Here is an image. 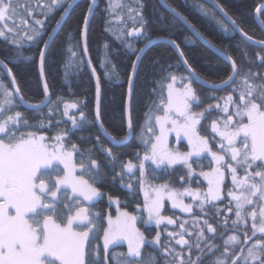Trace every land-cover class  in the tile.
Here are the masks:
<instances>
[{
	"label": "snow or ice",
	"instance_id": "snow-or-ice-1",
	"mask_svg": "<svg viewBox=\"0 0 264 264\" xmlns=\"http://www.w3.org/2000/svg\"><path fill=\"white\" fill-rule=\"evenodd\" d=\"M65 0H52L51 5L46 6L48 12H52L54 8H59ZM214 5L213 8H206L203 4L195 3L194 6L203 16L214 23L218 30H222L225 34L242 31L236 19H233L225 6L220 4L218 0H210ZM139 9L136 10L140 16V28L135 29L140 36L147 41L144 47L138 50L133 47L131 42H127L126 46L130 54L136 55V61L133 62V71L137 67V61L142 59V53L151 43L150 35L147 32V21L144 20L142 9L144 4L142 0H137ZM71 2L69 0V7ZM119 6L116 3L109 5L110 9ZM166 7L172 14L169 25L174 28L177 23H183L195 37L206 40V35L199 30L186 16H184L176 7L168 4L165 0ZM25 11H30V5H24ZM68 8H64V12H68ZM91 12V7L89 8ZM264 11V8L261 9ZM48 13H45L47 15ZM222 14V15H220ZM19 13V0H0V21L7 26L9 18H15ZM63 19V17H61ZM230 21L229 23H226ZM88 17L84 18L85 28L88 26ZM43 24V21H37ZM57 25L60 20H56ZM264 24V20L260 21ZM12 30V26H9ZM107 30V29H106ZM55 31V29H53ZM132 33H129L131 35ZM243 34V33H242ZM36 36L41 32H35ZM0 36H5V32L0 28ZM33 39V37H28ZM163 39V37H162ZM186 41L190 38L186 37ZM249 41L251 36H247ZM120 41V38L117 37ZM18 43V41H13ZM125 43L124 41H120ZM195 43V40H192ZM168 43L175 46V50L179 51L180 57H184L185 53L180 51V45L174 39H171V33L168 37ZM211 47L227 60H232L231 74L221 84L207 79H201L200 75L193 69L187 59L184 60L188 65L187 71L189 76L179 77L181 80L187 79L189 83H185L182 89H176L173 84L178 79L175 73H169L173 83H169L167 102L164 101L163 95L160 96V105L163 106V115H156V124L160 128V134L155 136V143H151L150 150L147 145L151 142L141 133L138 137L140 142L145 145L143 158L139 159V169L141 175V190L145 196V210L148 213L146 224L155 223L157 228L165 221L173 224L175 221L169 217L161 215L164 207L163 201L165 196L171 202L173 208H179L182 212L191 213L192 204L183 202V196H190L193 201H199V209L205 213L207 217L210 209L206 205H212L216 209V216L221 215V211L213 204V201L221 199V185L225 180V172L222 167L225 165L226 156H230L231 162L227 164V169L231 173L233 188L229 189L228 195L231 197L229 201V211L235 209L236 219L232 221L233 227H237L241 222L246 220V205H253L250 216L253 220L252 236L247 234L243 243H247L256 232L259 231L261 236L256 242L248 247L246 254L236 255L235 248L241 244L238 236L232 235L223 240V251L220 252V245L215 243L218 235V229L204 219V225L207 226V232L212 236H205L203 228L195 233V248L200 253L207 254L209 259L207 264H264V80L257 82L254 74H245L241 79L242 87L239 89V102L236 103L233 95L237 89L226 97H221L224 101L223 107L218 102L215 105H208L205 111H193V106L199 107L202 103L197 90L192 86L193 81L200 82L202 85L210 89H224L230 84L235 83L240 75L238 66L233 56L228 54L227 47L223 50L216 48L210 41H207ZM257 44L264 46V41H256ZM47 47V41H44ZM108 45H105L107 48ZM239 49V45L236 46ZM69 51H72L69 49ZM87 51V49H86ZM22 53L17 52V56L22 57ZM72 55L77 53L72 51ZM247 56V53H243ZM41 76H44L43 61L46 56L45 50H41ZM30 59V57H23ZM258 59L264 63V55L258 54ZM0 66L7 67V64L0 60ZM172 68V65L168 66ZM167 71V69H165ZM9 70V75H11ZM133 79L129 77V85L131 86ZM13 86L17 85V80L13 77ZM49 86L44 85L45 99L48 98ZM100 84L97 83V113L96 123L99 130L105 135L110 133L102 123V116L99 108ZM0 264H109V248L119 241H126L128 246L127 254L121 252L111 257L114 264H159L158 259L152 253L142 252L145 245H155L162 247L165 257L174 256L179 259V264H205L204 257L198 255L195 260L189 257L188 261L182 256L175 254L174 250L168 245H161L160 232L157 231L156 236L152 240H147L144 233L136 227V216L129 215L128 212H121L119 216L113 220L108 218V228L104 230L103 245L104 259L101 260L98 248L92 247L93 241L96 239V232L99 231L96 220L98 215L93 217L89 207L83 205V201L92 202L96 197L101 196V192L97 187L93 186L88 180L84 179L85 173L89 175H100L101 165L97 158L93 155L92 148H85L81 151L75 143L72 144L71 150L65 145V135L73 130H83L85 126L92 123L85 116L83 110H80L81 119L78 121L75 116H70L68 109H76L79 101L74 103H65L64 115L67 116L73 125V129H60L53 138L54 143H47L44 136H38L36 131L25 129H35L36 124L30 122L29 118L16 110L20 104L27 105L34 111H40V104L29 105L23 90L20 87L12 92L2 82L0 75ZM19 96V103L16 97ZM212 99V97H208ZM156 102L153 101L155 106ZM228 105H233L230 111ZM7 106V107H6ZM216 108L223 112L226 118L217 117L211 123V131L219 136L217 147L219 151H213L210 146L209 139L202 136L199 132L198 125H201L203 119H207L206 113L210 114V110ZM158 110V108L156 109ZM151 111V109H150ZM14 113V114H9ZM50 118L41 117L39 119V127H44ZM148 130L153 132L150 123L151 115H148ZM59 124V121L57 122ZM170 124L171 128L165 125ZM129 131L134 134L133 124L129 120ZM175 132L179 138L181 135L188 141L190 151L179 152L172 151L167 147V134ZM154 134V132H153ZM90 137L81 136V140ZM112 144H124L128 142V136L117 140L115 136H111ZM97 144H101V150L107 151L108 157L112 158V162H117L116 154L111 150L103 149L102 143L97 139ZM73 152H77L80 159L78 161L79 173L77 172V163L74 162ZM202 153H207L211 157L210 171L199 172V175L207 181V192L201 194L200 190L193 191L186 187L183 192L169 187L167 183L153 186L154 196H150L149 192L144 188V177L146 173L145 161H151L156 168L162 165L172 167L174 165H183L188 170L189 182L195 174L189 158L192 156L200 157ZM90 161L91 167H88ZM257 162H260L257 164ZM62 166V171H61ZM129 173H132L136 167L132 162L124 165ZM95 169V172H93ZM238 169L244 170V175H238ZM252 169L253 171H248ZM123 180V173H119ZM115 179V177L113 178ZM183 180L184 177H181ZM132 188V185H128ZM70 190V193H69ZM82 198V199H81ZM253 198H256L255 200ZM111 200L112 197L109 196ZM235 202L233 205L232 202ZM62 206V207H61ZM258 209V211H257ZM257 216L259 223L257 225ZM199 218H197L196 226L199 227ZM184 223H187L185 221ZM228 218L224 219L223 227L227 230ZM181 233L169 232L170 237L175 238L177 244L182 247L187 246L189 252L193 245L184 238V224H181ZM95 230V231H94ZM189 235H193L189 232ZM222 238L224 233H219ZM203 242V247H202ZM244 253V249H240ZM220 253L217 256V253ZM165 264H174L173 260H165Z\"/></svg>",
	"mask_w": 264,
	"mask_h": 264
},
{
	"label": "trees",
	"instance_id": "trees-1",
	"mask_svg": "<svg viewBox=\"0 0 264 264\" xmlns=\"http://www.w3.org/2000/svg\"><path fill=\"white\" fill-rule=\"evenodd\" d=\"M124 1L130 2L129 4L132 3V0ZM135 1L137 2V0ZM263 1L218 0L220 4L225 6L229 15L238 21L242 32L257 41H264V31L257 25L254 13ZM51 2L52 0H19L20 15H17L15 18H9L7 26L0 21V28L5 32V36H0V60H3L11 70L13 77L17 80V86L22 88L27 102L34 104L40 103L44 99V91L38 72L40 52L44 41L47 40L56 25L55 21L60 19L63 9L66 8L69 0H65L61 7L54 8L52 12H48L46 6L51 5ZM142 2L145 5L142 9V15L144 20L147 21V32L151 39L162 37L168 39L171 33V39H174L181 46L180 51L185 53L184 59L189 61V64L197 71L201 79L215 81L217 84L227 79L228 75L231 74V67L222 58L196 40L182 23H177L172 28L168 23L171 21L172 15L163 9L158 0H142ZM166 2L176 7L194 25H197L199 30L206 35V40L210 41L216 48L223 50L224 47H227L228 54L234 57L240 72L236 82L221 91L208 89L193 81L192 86L197 90L202 101L199 107L193 106L194 111H205L209 104L213 105L221 96L226 97L233 92L234 88L237 89V92L233 95V98L238 103L239 89L242 87L241 79L245 74H254L257 82L264 80V63L257 58L258 54L264 55V48L246 43L236 32L225 34L222 30H218L214 23L210 22L209 19L197 10L194 6V0H166ZM195 3L203 4L206 8H213L201 0H195ZM25 4L30 5V11L24 10ZM89 5L88 0H81L73 7L47 50L44 59V75L51 96L49 104L39 112L26 110L21 105L16 110L21 111L23 115L29 118L31 123L37 125V128L25 129V131H36L37 135L44 136L47 139L55 137L60 129H73L71 121L66 119L64 115L63 108L65 103L70 104L79 101L75 113L80 116V110H83L85 116L92 121L82 131L73 130L71 133L65 135L69 146L75 143L81 151L85 148H92L93 155L97 158L102 169L101 174L98 176L87 173L84 175V179L97 187L102 194L94 203L84 204L83 202L84 206L90 208L93 217L97 215L99 217L96 220L99 231L96 232V239L93 241L92 247L94 249L98 248L101 260L103 261L104 230L106 229L108 218L114 216L116 213L114 207L110 204L109 196H111V200H117L120 203V208L138 218L137 227L144 233L147 240H152L159 230L161 245H168V247L174 250L175 254L182 256L185 262L188 261L189 257L195 260L198 255H201L204 257L205 264H207L210 258L207 254V249L205 253H200L194 246L196 242L195 233L201 227L205 236L213 235L207 232V226L204 225L205 218L218 229L215 243L220 245V252L223 251V240L229 236L236 235L240 238L241 244L235 248V254H246L247 248L251 247L261 234L253 236L245 244L243 243L245 230L249 236H252V221L246 218L244 226L239 224L237 227H233L232 221L236 219V216L234 207L232 211L228 210L229 201L231 200L228 191L232 185L227 170H225L226 175L222 198L212 202L221 211L219 217L216 216V209L212 208V205H206L210 209L206 217L205 213L201 212L199 207H194V205L191 213H182L172 208L166 202L161 215L173 219L175 221L173 224L164 223L157 228V226L146 225L144 223L143 214L138 211V208L144 203V197L141 190V175L137 153H139V158L142 159L146 148L138 137L143 133L146 139H150L151 142L147 145V149L150 150L151 143L154 142L157 135L155 116L163 115L160 96L162 94L164 101H167V85L172 82L169 73H175L178 78L189 75L184 70L174 50L168 44H154L142 57L134 78L130 101V119L133 124L134 134L127 144L121 146L113 145L100 133L95 123L96 87L86 66L82 51V30ZM110 11L109 0H99L88 25L86 44L90 61L99 78L102 123L108 129L111 136H115L117 140H121L127 136L125 117L126 94L128 80L136 57L135 54L129 53L126 44L127 42H131L133 47L138 50L147 41L140 35L129 37L126 34L120 39V41H124L125 43L118 41L115 33L112 34L110 32V29L113 27L110 22ZM45 13L48 14L45 15ZM260 19L261 21L264 20V11L260 13ZM37 21H43L44 23L40 24ZM9 26H12V30H9ZM116 27L119 28L120 26L117 24ZM134 28H140L141 32L144 31L141 28V21ZM35 32H41V35L36 36ZM28 37H33V39H29ZM186 37L190 39L186 41ZM14 40L18 41V43H14ZM192 40H195V43ZM105 45H108V47L105 48ZM237 45H239V49H237ZM69 49L75 51L77 55L73 56L72 51H69ZM17 52L22 53V57L17 56ZM245 52L247 56L243 55ZM23 57H30V59H24ZM169 65L173 67L169 68ZM0 75H2L4 85L12 91L7 77L1 69ZM186 83H189L187 79ZM208 97H212V99H208ZM153 101L156 102L155 106L153 105ZM157 108L158 110H156ZM231 108L229 109L230 111H232ZM70 114H73L72 111L69 112ZM148 115H151L150 123L154 134H151L148 130ZM206 115L207 119H203L201 125H198L199 132L202 136L209 139L213 151H219L217 147L219 137L212 133L211 123L217 117L223 118L225 116L215 108L211 109L210 114L206 113ZM41 117L50 118L44 127H39V119ZM76 119L79 121L81 118L76 117ZM58 121L59 124H57ZM81 136L85 138L90 137V142L87 139L81 140ZM98 138L102 143L103 149L111 150L116 154L118 163L112 162V158L108 157L107 151L101 150V144H97ZM179 149L182 151L186 150L185 143L181 142ZM73 157L74 162L77 163L79 173L78 161L80 157L77 152L73 153ZM210 161L211 157L205 154L190 162L195 173L191 177L190 182L188 170L183 165L164 166L158 169L152 164L147 163L145 178L150 186H159L160 184L167 183L169 187L177 191H184L186 187H189L192 190L199 189L204 192L207 188V182L199 175V172L201 170L210 171L211 167L214 166L210 165ZM129 162L136 165L133 173H129L124 167ZM229 162L230 159L226 156V163ZM88 167H91L90 161L88 162ZM93 172H95V169H93ZM119 173H123V180L118 175ZM114 177L115 179H113ZM181 177H184V179L182 180ZM129 184L132 185L131 189L128 186ZM185 201L190 204L192 203L190 199ZM249 210L248 212L250 213L252 208H249ZM197 218H199V227L196 226ZM225 218H228L227 230L222 226ZM185 221L187 223H184ZM181 224H184L185 230L182 233L184 238L193 245L191 252H189L187 246L182 247L176 243L179 236L173 238L168 235L169 232L181 233ZM189 232H192L193 235L190 236ZM219 233H224L222 238ZM241 248L245 250L244 253H241ZM121 252L127 254V248L125 246H118L110 249L109 264H114L111 257ZM142 252L154 254L159 264H165L166 259L173 260L174 264H179V259H176L174 256L165 257L162 247L145 245ZM219 255L220 253L218 252L217 256ZM230 260L231 253L229 264Z\"/></svg>",
	"mask_w": 264,
	"mask_h": 264
},
{
	"label": "rangeland",
	"instance_id": "rangeland-1",
	"mask_svg": "<svg viewBox=\"0 0 264 264\" xmlns=\"http://www.w3.org/2000/svg\"><path fill=\"white\" fill-rule=\"evenodd\" d=\"M110 2L111 3H116V4H118L119 6H117V7H115V8H113V9H111V11H110V14H111V20H110V22L112 23V25H113V27L110 29V32L112 33V34H114L115 33V35H116V38L117 37H119L120 39H122L124 36H125V34L126 35H128L129 37H135V36H138V35H140L139 33H137L136 31H135V25L137 24V23H139L140 22V19H139V15H137V12H136V10H138L139 9V4L135 1V0H132L131 2V4H129L130 2H125L124 0H109V5H110ZM123 20V21H122ZM2 23H4L3 21H1ZM121 22H123L122 24H120ZM119 25L120 27L119 28H117L116 27V25ZM124 31H125V33H124ZM129 33H132L131 35H129ZM40 57V56H39ZM171 83H173V81L171 82ZM186 83V79L185 80H181V79H177L176 81H175V83L173 84V87L174 88H176V89H182L183 88V85ZM167 96H168V87H167ZM221 97H225V96H221ZM220 97V98H221ZM0 99H2V93H1V95H0ZM234 99V98H233ZM167 102V101H166ZM218 102V101H217ZM217 102H215L213 105H215ZM219 103L221 104V106L223 107V104H224V101L222 100V99H219ZM7 107V106H6ZM228 107H229V109H230V107H232L231 109L233 110V105H228ZM214 109V108H213ZM216 109V108H215ZM74 110V111H73ZM75 110H77V109H68L67 111H68V113L70 112V111H72V113L73 114H70V116H75V118L76 117H78V118H81L79 115H77L76 113H75ZM192 110H193V108H192ZM63 111L65 112V107L63 108ZM194 111V110H193ZM218 111H220L219 109H218ZM220 113L222 114V115H224L225 116V114L223 113V112H221L220 111ZM66 117V119H68V120H70L67 116H65ZM223 118H226V116L225 117H223ZM71 121V120H70ZM71 123H72V121H71ZM73 126V125H72ZM155 127H156V129H157V135H159L160 134V128H159V126L156 124V120H155ZM165 127L166 128H171V125L170 124H166L165 125ZM151 134H153V132H150ZM39 136V135H38ZM219 137V136H218ZM54 138V137H53ZM53 138H50V139H47L46 140V142L47 143H49V144H51V143H54V140H53ZM173 139V140H172ZM220 139V138H219ZM173 141V142H172ZM181 142H183V143H185V145H186V147H187V149L186 150H184V151H182V150H180L179 149V144L181 143ZM153 143H155V140H154V142ZM65 145H66V148L68 149V150H71V146H69L68 145V143H67V141H66V139H65ZM167 147L170 149V150H172V151H179V152H188V151H190V148H189V145H188V141L183 137V135H181L179 138L176 136V133L175 132H169L168 134H167ZM74 153V152H73ZM205 154H207V153H202L201 154V156L200 157H202L203 155H205ZM199 157V158H200ZM142 158H143V156H142ZM198 157H196V156H192V157H190L189 158V163L192 161V160H194V159H197ZM228 158L230 159V156H228ZM230 162H231V160H230ZM147 163H150V164H152L151 163V161H145V165L147 164ZM260 162H257V164H259ZM227 164L228 163H226V158H225V165H224V167H222V171H224L225 172V170H227L228 171V169H227ZM153 165V164H152ZM182 165V164H181ZM155 168H156V166L155 165H153ZM164 166H167V165H162L161 167H164ZM175 166V165H174ZM160 167V168H161ZM127 170V169H126ZM135 170V167L133 168V171ZM133 171H132V173H133ZM248 171H253L252 169H248ZM77 172H78V169H77ZM228 173H229V178L231 179V173L228 171ZM225 175H226V172H225ZM238 175H240V176H243L244 175V170L243 169H238ZM202 177V176H201ZM203 178V177H202ZM204 179V178H203ZM144 181H145V183H144V188L149 192V195L150 196H154L155 195V193L152 191V188H153V186H150L148 183H147V181H146V178L144 177ZM207 182V181H206ZM224 182H225V180H224ZM223 185H224V183L221 185V198H222V191H223ZM231 185H232V187L231 188H233V184H232V179H231ZM207 188H208V184H207ZM207 188H206V190L204 191V192H202V191H200L201 192V194H203V193H206L207 192ZM70 191V190H69ZM193 191H195V190H193ZM178 192H183V191H178ZM142 194H143V197H144V203H143V205L141 206V207H139L138 208V211L140 212V213H142L143 214V217H144V223H145V221H147V219H148V213H147V211L145 210V196H144V191H142ZM101 196H98V197H96L95 198V200L94 201H92V202H88V201H83L84 202V204H91V203H94L96 200H98L99 198H100ZM231 198V197H230ZM82 199V198H81ZM188 199H190L191 201H192V205H194V207H199L198 205H199V201H193L192 200V198L190 197V196H183L182 197V200H183V202L184 203H186V204H190V203H187L185 200H188ZM254 200L256 199V198H253ZM218 201V200H217ZM166 202L167 203H169L170 204V206L172 207V204H171V202L167 199V197L165 196V199H164V201H163V204L165 205L166 204ZM214 202V201H213ZM260 204H264V201H260L259 202ZM110 204H111V206L112 207H114V209H115V211H116V213H115V215L114 216H110L113 220H115L116 219V217L117 216H119L120 215V213L121 212H126V211H124L122 208H120V203L117 201V200H110ZM232 204L234 205L235 204V202L233 201L232 202ZM173 208V207H172ZM249 208H253V205H246V209H247V212L245 213V216H246V218H249L251 221H252V232H253V220H252V218H251V216H250V213L248 212V211H250L249 210ZM174 209H176V210H179V211H181L179 208H174ZM258 211V210H257ZM182 212V211H181ZM161 213H162V210H161ZM182 213H186V212H182ZM129 215H132V214H129ZM132 216H135V215H132ZM137 220H138V218H137ZM137 220H136V227H137ZM164 223H166V224H168L166 221L164 222ZM164 223H162V224H164ZM258 223H259V217L257 216V225H258ZM146 224V223H145ZM242 226H244L245 224H246V220L244 221V222H241L240 223ZM146 225H153V226H156L155 225V223L153 222V223H151V224H146ZM108 228V220H107V226H106V229ZM138 228V227H137ZM257 234H259L260 235V233H259V231H257L256 232V235ZM118 246H125L126 248H127V251H128V246H127V242L126 241H119V242H117V243H115V244H113V245H110V248H109V250L110 249H112V248H114V247H118ZM144 247V246H143ZM143 247H142V249H143ZM103 248H104V245H103Z\"/></svg>",
	"mask_w": 264,
	"mask_h": 264
},
{
	"label": "water",
	"instance_id": "water-1",
	"mask_svg": "<svg viewBox=\"0 0 264 264\" xmlns=\"http://www.w3.org/2000/svg\"><path fill=\"white\" fill-rule=\"evenodd\" d=\"M81 0H71V6L69 7V3L68 5L66 6L69 10L68 12H64L62 13L61 17H63V19H61L60 17V24L59 25H55V27L53 29H55V31H51V33L49 34L48 38H47V47H45V44L43 45V50H45V52L47 53V50L48 48L50 47L52 41L54 40V38L56 37L58 31L60 30L61 26L63 25L64 21L66 20L67 16L69 15V13L71 12V10L73 9V7ZM89 1V8L91 7V12L89 11L88 9V12H87V17H88V21L90 22V19H91V16L95 10V8L97 7L98 3H99V0H88ZM209 5H211L212 7H214V5L210 2V0H201ZM159 4L163 7L164 10H166V12H168L169 14H171L169 12V10L163 6L164 4V0H158ZM264 8V1L257 7V9L255 10V13H254V17H255V21L257 23V25L264 31V24H261L260 21V13L262 12L261 9ZM172 15V14H171ZM222 15V14H220ZM89 22H88V25H89ZM226 23H229L230 24V21H227ZM183 24V23H182ZM184 25V24H183ZM185 26V25H184ZM186 27V26H185ZM87 29H88V26L87 28H85V25L83 26V30H82V51H83V56H84V60H85V63H86V66L88 67V70L93 78V81L95 83V87H96V95H95V113H94V116H95V123H96V113H97V83L99 82V78L95 72V69L90 61V58H89V54H88V50L86 51L87 49V44H86V36H87ZM187 31L196 39L198 40L200 43H202L206 48H208L210 51H212L214 54L218 55L220 58H222L230 67L232 65V60H227L225 59L223 56L219 55L217 53V51L214 50L213 47H211L209 45V43H207V40H204V39H200L198 37H195L193 33L190 32V30L186 27ZM246 43L248 44H251L255 47H259V48H264V46L262 45H259L256 43L257 40H254L252 39L251 41H249L247 39V35L244 34V32L242 31H237L236 32ZM243 33V34H242ZM157 43H166L168 44L175 52V54L177 55L180 63L182 64L184 70L187 72V74L189 75V72L187 71V68H188V65H185L184 63V57H180V53L179 51H176L175 50V46L174 45H170L168 43V39H162V38H154V39H151V43L148 44V47L145 48V51L144 53H142V57L144 56V54L154 45V44H157ZM144 47V46H143ZM135 61H136V57H135ZM141 61V60H140ZM140 61H137V67L135 69V72L133 71V66H132V70H131V73H130V76L132 77L133 79V83H134V78H135V74H136V71H137V68H138V65L140 63ZM0 69L1 71L6 75L7 77V80L9 82V86L12 90V92H15L16 91V88L18 87L17 85L16 86H13L12 84V80H13V75H9V68L8 67H2L0 66ZM43 71H44V61H43ZM38 72H39V77H40V81H41V84H42V88H43V91H44V85L46 83V80H45V75L42 77L41 76V56L39 57V61H38ZM195 83L203 86V87H206L208 89H210L209 87L207 86H204L202 85L200 82H197V81H194ZM133 83L132 85L130 86L129 85V80H128V86H127V94H126V108H125V117H126V125H127V136H128V142L131 140L132 138V135L133 133H130L129 131V120H130V101H131V95H132V88H133ZM221 84V83H220ZM219 85V84H218ZM231 85V84H230ZM229 85V86H230ZM228 86V87H229ZM227 88V87H226ZM225 89V88H224ZM211 90H214V91H221L220 89H211ZM223 90V89H222ZM48 98L49 99H45V94H44V103L43 104H40V103H36V104H40V110L44 109L50 102V92H48ZM100 99H101V92H100V97H99V108H100ZM16 100L17 102L19 103V96L16 97ZM29 105H36L34 103H29ZM24 109L26 110H30V111H34L32 110L31 108H29L27 105H24V104H20ZM96 126L99 130V127L96 123ZM100 131V130H99ZM100 133L106 138L108 139L110 142H111V135L109 136H105L101 131ZM128 142L124 143V144H115L116 146H121V145H125L127 144ZM112 143V142H111ZM114 145V144H113Z\"/></svg>",
	"mask_w": 264,
	"mask_h": 264
},
{
	"label": "bare ground",
	"instance_id": "bare-ground-1",
	"mask_svg": "<svg viewBox=\"0 0 264 264\" xmlns=\"http://www.w3.org/2000/svg\"><path fill=\"white\" fill-rule=\"evenodd\" d=\"M136 75V74H135Z\"/></svg>",
	"mask_w": 264,
	"mask_h": 264
}]
</instances>
